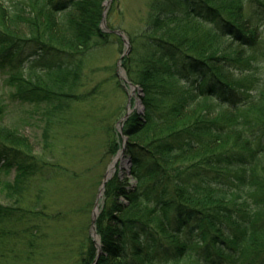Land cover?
I'll list each match as a JSON object with an SVG mask.
<instances>
[{
    "label": "trees",
    "instance_id": "1",
    "mask_svg": "<svg viewBox=\"0 0 264 264\" xmlns=\"http://www.w3.org/2000/svg\"><path fill=\"white\" fill-rule=\"evenodd\" d=\"M149 7L121 63L142 93L143 115L123 128L134 184L105 187L97 264H264V0ZM102 13L101 0H0L4 90L35 108L70 98L113 34ZM6 107L0 98V168L23 176L31 145ZM18 211L0 206V264Z\"/></svg>",
    "mask_w": 264,
    "mask_h": 264
},
{
    "label": "rangeland",
    "instance_id": "2",
    "mask_svg": "<svg viewBox=\"0 0 264 264\" xmlns=\"http://www.w3.org/2000/svg\"><path fill=\"white\" fill-rule=\"evenodd\" d=\"M101 8L100 28L113 33L109 44L87 56L81 86L58 107L20 105L4 90L6 76H0L5 122L22 126L31 153L20 160L32 166L23 176L15 168H0V206L20 210L24 221L18 216L11 226L2 264H82L79 255L86 258L91 245L96 250L91 264H97L102 252L96 225L105 187L114 177L125 189L134 184L123 128L130 117L143 115L142 93L128 83L121 63L129 38L145 28L151 9L149 0H101ZM113 138L118 150L110 154Z\"/></svg>",
    "mask_w": 264,
    "mask_h": 264
},
{
    "label": "bare ground",
    "instance_id": "3",
    "mask_svg": "<svg viewBox=\"0 0 264 264\" xmlns=\"http://www.w3.org/2000/svg\"><path fill=\"white\" fill-rule=\"evenodd\" d=\"M132 93H133V90H132ZM118 160H121V155H119V156L115 159V162L113 163V165H112L111 168L109 169V172H108V174H107L106 179L109 178V176L111 175V173H112V171H113V169H114V166H115V164H116V162H117Z\"/></svg>",
    "mask_w": 264,
    "mask_h": 264
},
{
    "label": "water",
    "instance_id": "4",
    "mask_svg": "<svg viewBox=\"0 0 264 264\" xmlns=\"http://www.w3.org/2000/svg\"><path fill=\"white\" fill-rule=\"evenodd\" d=\"M117 34V33H116ZM129 53V49L127 50V52H126V54L125 55H127Z\"/></svg>",
    "mask_w": 264,
    "mask_h": 264
}]
</instances>
